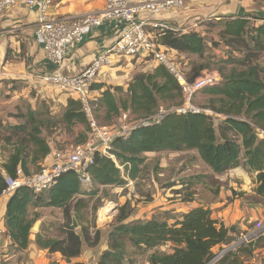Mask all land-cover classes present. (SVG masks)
Listing matches in <instances>:
<instances>
[{
	"label": "trees",
	"instance_id": "obj_1",
	"mask_svg": "<svg viewBox=\"0 0 264 264\" xmlns=\"http://www.w3.org/2000/svg\"><path fill=\"white\" fill-rule=\"evenodd\" d=\"M219 37V41H210L211 46L195 31H166L158 38L161 46L179 54L197 56L203 61L192 67L189 77L186 75L191 82L213 65L212 49L224 45L239 52V57L219 60L216 69L222 81L217 86L201 90L209 96L201 109L211 114L168 113L159 124L136 128L125 140L116 139L111 150L113 159L95 154L94 164L87 169L91 179L88 188L81 185L77 173L68 172L42 194H34L24 187L15 190L8 199L4 217L5 232L13 250L26 251L30 237L34 235L38 248L51 254L59 253L66 264H72L81 255L84 243L88 248L97 247L101 241L98 230L91 236L84 227L80 233L71 227L72 214L78 215L87 207L86 200L77 197L92 198L101 192L99 187L124 188L126 178L135 181L145 161L144 153L196 151L217 176L243 166L256 173L253 204L264 203V139L257 136V130L264 131V67L259 64L264 53V24L254 28L246 18L225 21ZM228 65L231 69L226 75L224 70ZM121 92V88H109L99 100L90 102L93 116L97 119L101 110L104 120L109 123L122 112L146 118L161 107L182 104L180 87L163 66H156L149 73L136 74L128 84L126 94L123 96ZM166 103L169 105L164 106ZM19 112L16 124L6 126L0 122V140L12 149L7 160L0 165V196L6 188L4 176L15 178L18 167L25 175L31 174L30 165L39 170L40 163L51 151L49 143L56 137L71 134L78 127L83 129L76 135L75 143L83 144L88 137V119L78 100L69 99L59 113H53L51 103L47 101L40 102L34 110L28 105L24 113ZM219 115L224 119L215 125ZM119 167L123 168L122 172ZM83 188L89 190L86 192ZM195 199L194 193L189 192L182 200L191 203ZM30 206L61 209L67 222L64 238H46L41 231L31 234L38 214L29 218ZM119 211L108 233V248L97 264H123L126 243L145 249L163 245L171 248L170 252L153 253L148 264H207L215 256L213 250L216 247L223 249L233 245L234 227L213 219L209 208L203 206L180 217L165 213L150 220L130 222H125L131 215L129 202ZM257 248L262 247L253 242L242 243L214 264H250L249 259Z\"/></svg>",
	"mask_w": 264,
	"mask_h": 264
},
{
	"label": "crops",
	"instance_id": "obj_2",
	"mask_svg": "<svg viewBox=\"0 0 264 264\" xmlns=\"http://www.w3.org/2000/svg\"><path fill=\"white\" fill-rule=\"evenodd\" d=\"M130 1L133 3L138 2V0ZM104 5V0H53L47 13L49 16L62 18L83 14H99L103 11ZM36 18V9L25 6L12 7L0 16V99L8 96L12 98L21 97L28 102L27 106L30 105L33 110L36 109L40 102L47 101L51 103L53 113H59L67 105L69 99H76L68 94L60 93L57 89L46 86L41 80V77L53 72L54 67L44 58L42 42L36 33ZM159 18L169 24L178 26L181 30H188L187 32L195 31L202 37H208L211 35L209 32L213 23L220 25L219 32L223 30V23L225 21L238 18H246L251 27L257 28L262 26L264 24V5L255 0H184L182 8L174 12L164 13ZM124 28L123 23L113 20L105 21L101 26L86 31L80 43L64 50V60L60 73L63 75H76L82 72L95 59L97 54L112 46L120 38L125 30ZM213 39L219 41L216 36H213ZM207 44L211 46L210 41H207ZM170 52L172 54L174 52L177 56L184 59L187 57V55L179 54L173 50H170ZM212 52V55L217 56V58L219 57L220 60H225L229 56L239 57V52L233 51L224 45H220L218 49H212ZM259 64L264 67V53L261 54ZM156 66L152 62L146 64V61L140 58L115 59V63L111 68H105L99 80L92 85L89 92L90 102L93 103L99 100L101 94L109 88H121L122 95H125L128 84L136 74L152 72ZM230 69V65L225 66L224 73L227 75ZM207 97L209 98V96ZM223 119L222 116H218L217 121L221 122ZM63 137L64 135H60L53 142L49 143L51 152L57 148L59 143L64 141ZM8 152L10 154L12 150ZM187 152L196 156L200 163L206 166L196 151ZM7 154L2 157L3 159L1 158L0 163L7 160L9 156ZM146 154L155 153H144L142 156L145 157ZM48 161L46 157L40 165L47 164ZM29 168L31 173L38 170L32 165ZM208 170L210 171V175L217 176L209 168ZM235 172L233 171V174H230V178L234 175H239L237 177L242 179V183L244 182L250 187L248 190L241 191L247 198L246 200L250 196V200L245 201L247 209L252 211L249 219L254 222L260 220L259 222H261L262 218H264V203L258 202L253 204L251 201L253 200V190L256 187V173L249 171L243 166H239V168L235 169ZM248 173L252 176L254 184L249 180ZM229 184H232V192H236L237 188L233 180H230ZM99 188L100 191H103L107 187ZM83 190L88 191L89 189ZM229 193H227L228 196ZM197 196L194 193L195 200L198 201ZM9 197L0 196V260H3L4 264H20L19 259H29L30 261L26 262V264H49L54 261L66 264L59 253L51 254L47 250L38 248L35 245V239H30L29 247L24 252H16L10 247V238L6 235L4 226L6 205ZM77 198L85 199L86 196L80 195ZM239 198L233 199L229 205L225 204V202H219V197L217 201L212 203V208L207 206L212 211V218L225 223L227 226L234 227L237 220L244 214L243 208H241V203L243 202L241 197ZM194 201L188 204H192ZM222 203L223 208H220L219 211L213 210L218 206L217 204ZM194 205V207H190L189 205L183 213L200 207L197 203H194ZM49 209L56 208H35L34 206H30L28 208L29 218H34L35 214L43 213V211ZM38 218L41 217L39 216ZM83 246L84 244L82 245V254L73 260L72 264H97L101 254L108 248L106 242L101 243L98 248L94 247L84 250ZM21 264H23L22 261Z\"/></svg>",
	"mask_w": 264,
	"mask_h": 264
},
{
	"label": "built area",
	"instance_id": "obj_3",
	"mask_svg": "<svg viewBox=\"0 0 264 264\" xmlns=\"http://www.w3.org/2000/svg\"><path fill=\"white\" fill-rule=\"evenodd\" d=\"M52 1L0 0V16L15 6L36 9V33L42 42L44 58L54 67V71L41 77V80L46 86L73 96L82 104V110L88 119V137L85 143L72 145L69 150L50 151L46 156L49 160L48 163L42 164L39 170L34 173L25 175L18 167L15 178L4 176L6 188L2 191V196H10L21 187L31 190L34 194H42L58 178L68 172L77 173L81 185L85 188L89 187L91 179L87 174V169L94 164L95 154L113 159L111 150L116 139L125 140L136 128L159 124L168 113L176 112L186 115L205 112L211 114L210 111L194 105L193 100L202 89L217 86L222 81V77L217 71L208 70L194 81H189L178 58L173 56L170 49L158 43V38L163 32L186 33L188 31L181 30L159 18L164 13L182 8L184 0H138L136 3L130 0H104V9L99 14H83L67 18L48 15L47 11L52 5ZM255 1L264 5V0ZM113 20L121 22L125 26L120 38L112 46L97 54L82 72L76 75L61 74L64 50L80 43L86 31L101 26L105 21ZM121 58H140L144 59L146 64L152 62L157 66H163L178 83L182 104L178 107H161L155 114L146 118H136L128 111L122 112L117 123L99 124L93 116L89 92L92 85L99 80L101 71L111 68L115 59ZM257 136L264 139V131L257 130ZM119 168L122 172L123 168ZM260 231L262 229L258 233ZM248 239L252 240L251 237ZM240 244L242 242L236 243L233 247L231 246L230 250ZM223 252L215 254L219 257L211 264L218 261L225 254ZM0 264H2L1 260Z\"/></svg>",
	"mask_w": 264,
	"mask_h": 264
},
{
	"label": "rangeland",
	"instance_id": "obj_4",
	"mask_svg": "<svg viewBox=\"0 0 264 264\" xmlns=\"http://www.w3.org/2000/svg\"><path fill=\"white\" fill-rule=\"evenodd\" d=\"M219 29L220 25L213 23L209 32L211 35L208 37L205 36L206 41H211L213 36L219 39ZM173 56L178 58L179 63L182 64L184 72L188 77L192 67L197 63L203 62L197 56H187L185 57L186 59H184L177 56L174 52ZM212 56L214 57L213 65L208 71H217V62L220 59L215 55ZM103 72L104 71H101V73ZM204 95L207 94H203L202 92L196 94L193 100L194 105L202 108L201 106L206 104L208 98V95ZM27 104L28 102L21 97H2L0 99V122L6 126L15 124L18 121L16 116L20 114L19 110L21 113H24ZM168 105V103L164 104V106ZM97 117V122L102 125L117 123L119 119V117L115 118L108 123L104 120V114L101 110L97 113ZM217 120L218 118L214 121L215 125L220 123ZM82 129L83 128L78 127L74 129L73 133L64 135V141L59 143L56 149L69 150L72 145H76V135H78ZM10 150H12L11 146L4 145L0 140V161L6 153L9 154L8 151ZM144 158L145 163L140 166L141 173L135 181L126 178L128 182L124 188L108 186L92 198L86 196L84 200L87 202V207L82 208L78 215L73 213L71 217L72 223L73 219H75L78 225L77 228H72L76 233H80L81 229L84 227L88 229L90 235L93 236L94 232L98 230L101 236L100 244L97 246L98 248L101 243L103 244L106 242L108 244V233L115 223L116 218L119 216L120 207L126 202L130 204L131 215L125 222H130L136 220H150L154 216L165 213L174 217H180L189 205L190 207H194V203L200 206L203 205V208L206 209L208 208L207 206L212 208V203L217 201L219 197V202L229 204L235 198L240 199L239 197L242 195L243 197L241 196V199L243 203H241V208H243L244 214L234 225L236 229L233 234V245L231 246L239 242L247 244L253 242L254 245L256 244V246L262 248L254 250L253 256L249 259L251 262L250 264H264V218H262L261 222H259L260 220L254 222L249 219L252 211L247 209L245 201L250 200V196L248 200H246L247 198L241 191L248 190L250 187L244 182L242 183V179L237 177L239 175H234L230 178V174H233V171L235 172V169L239 168V166L229 170L223 175L212 176L208 168L202 165L199 159L190 152H160L146 154ZM1 164L2 162L0 165ZM248 175L250 177L249 180L253 183L252 176H250V173H248ZM230 180H233V183L236 184V192H232L233 187L232 184H229ZM187 182H190V184ZM238 190H240V192H238ZM177 191L180 192V194H177ZM189 192L196 193V195H198V201L195 200L192 204L183 202L182 199L184 197L187 198ZM227 193H229V196ZM217 205L218 206L213 210L219 211L220 208H223V203ZM108 207L113 208L111 211L114 213L111 218L108 217L107 221L104 222L101 216L107 211ZM39 216L41 218H37L38 220L36 219L35 222H40L39 232L41 231L43 236L50 239L64 238V232L66 230L65 224L67 222L63 217L61 209H49L43 211V213H39L38 217ZM260 229H262V231L258 233ZM31 234L36 233L31 232ZM250 237L252 239L251 241L248 239ZM30 239L34 240V235H32ZM87 248L88 247L84 243L83 249L86 250ZM227 248L228 246L223 247V249L216 247L213 252L218 254L225 251ZM170 251L171 248L167 245L153 249H145L144 247H133L130 243H126L123 264H148L149 257L153 253ZM19 261L20 264L21 261L23 264H26V262L30 260L19 259ZM1 262L4 264L2 260Z\"/></svg>",
	"mask_w": 264,
	"mask_h": 264
},
{
	"label": "water",
	"instance_id": "obj_5",
	"mask_svg": "<svg viewBox=\"0 0 264 264\" xmlns=\"http://www.w3.org/2000/svg\"><path fill=\"white\" fill-rule=\"evenodd\" d=\"M39 227H40V222H35L30 230V232L33 233H38L39 232ZM77 222L75 219H73V223H72V228L75 229L77 228ZM233 247V246H232ZM232 247H230L229 249H227L226 251H224L223 253H226L227 251H229ZM219 256H215L210 262H208L207 264H211L215 259H217Z\"/></svg>",
	"mask_w": 264,
	"mask_h": 264
},
{
	"label": "bare ground",
	"instance_id": "obj_6",
	"mask_svg": "<svg viewBox=\"0 0 264 264\" xmlns=\"http://www.w3.org/2000/svg\"><path fill=\"white\" fill-rule=\"evenodd\" d=\"M112 209H113V208H109V207H108L107 211L101 216V219H102L104 222L107 221L108 217L111 218V216L113 215L114 212L111 211ZM108 212H109V213H108ZM106 224H107V223H106Z\"/></svg>",
	"mask_w": 264,
	"mask_h": 264
}]
</instances>
